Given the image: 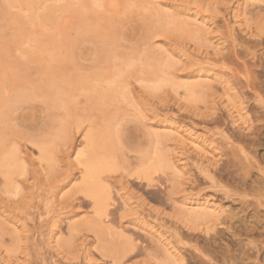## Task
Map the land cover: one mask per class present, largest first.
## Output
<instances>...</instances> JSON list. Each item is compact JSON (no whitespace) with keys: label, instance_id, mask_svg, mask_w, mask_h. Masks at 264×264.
Returning <instances> with one entry per match:
<instances>
[{"label":"rangeland","instance_id":"374dc122","mask_svg":"<svg viewBox=\"0 0 264 264\" xmlns=\"http://www.w3.org/2000/svg\"><path fill=\"white\" fill-rule=\"evenodd\" d=\"M262 158L264 0H0V264H264Z\"/></svg>","mask_w":264,"mask_h":264},{"label":"bare ground","instance_id":"6f19581e","mask_svg":"<svg viewBox=\"0 0 264 264\" xmlns=\"http://www.w3.org/2000/svg\"><path fill=\"white\" fill-rule=\"evenodd\" d=\"M257 126V125H256ZM253 126L251 125V126H249L248 128H252ZM263 129V128H262ZM253 130V129H252ZM261 129L259 128L258 129V127H255L254 128V131H256V132H259ZM255 132V133H256ZM258 134V133H257ZM262 161H264V158H262ZM252 167H254V165H252ZM257 170L260 172V173H262L263 175H264V168H262L261 166H260V164H259V162L257 163ZM245 184H247V183H245ZM258 189V188H257ZM257 189H255L256 191L255 192H257L258 190ZM253 191V190H252ZM262 192H257V196L259 195L260 197H261V199H264V190H261ZM250 194V193H249ZM258 196V197H259ZM260 201V200H259ZM262 203V202H261ZM248 209V208H247ZM216 211V210H215ZM256 220V219H255ZM253 230V229H252ZM239 231V230H238Z\"/></svg>","mask_w":264,"mask_h":264}]
</instances>
